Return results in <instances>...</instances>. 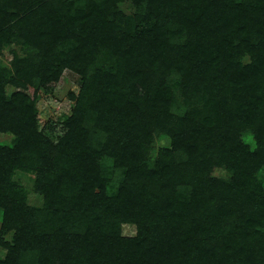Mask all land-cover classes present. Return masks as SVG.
Here are the masks:
<instances>
[{
    "label": "trees",
    "instance_id": "1",
    "mask_svg": "<svg viewBox=\"0 0 264 264\" xmlns=\"http://www.w3.org/2000/svg\"><path fill=\"white\" fill-rule=\"evenodd\" d=\"M121 1L0 0V264H264V0Z\"/></svg>",
    "mask_w": 264,
    "mask_h": 264
},
{
    "label": "rangeland",
    "instance_id": "2",
    "mask_svg": "<svg viewBox=\"0 0 264 264\" xmlns=\"http://www.w3.org/2000/svg\"><path fill=\"white\" fill-rule=\"evenodd\" d=\"M118 7L125 14H132L135 10L131 0H123L118 3ZM15 51L19 56H24L23 51L16 44H12L10 47H5L0 53V61L2 65H9V61L12 59V53ZM81 85L80 76L69 70L64 69L60 75L59 81L51 90L40 89V96L37 101L38 119L39 125L42 131L55 141L58 140L65 132V127L62 124L65 116L69 115L73 101L69 98V93H78ZM12 86H6V92L13 91ZM180 89L176 90V93H180ZM180 97L179 94H177ZM179 99V98H178ZM153 147L156 148L161 146H170L169 136L162 132L154 133ZM242 140L249 144L251 147L255 146V140L251 134L242 133ZM12 135L0 133V143L8 145L11 143ZM154 150V151H155ZM215 174H223L217 169L214 171ZM264 177V173L262 175ZM13 178L26 188H30L33 185L35 174L24 173L22 171H16ZM28 201L30 204L39 205L40 198L30 193L28 195ZM0 224H1V210H0ZM124 234L133 235L135 228L133 225L125 224L122 226ZM9 239V236L6 237ZM4 251L0 248V257H3Z\"/></svg>",
    "mask_w": 264,
    "mask_h": 264
}]
</instances>
